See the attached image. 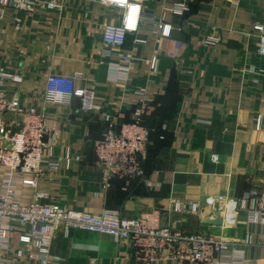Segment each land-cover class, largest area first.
I'll return each instance as SVG.
<instances>
[{
  "label": "crops",
  "instance_id": "0c3cea01",
  "mask_svg": "<svg viewBox=\"0 0 264 264\" xmlns=\"http://www.w3.org/2000/svg\"><path fill=\"white\" fill-rule=\"evenodd\" d=\"M179 1L187 4L183 15L167 11ZM139 3L136 31L111 46L102 41L103 25L119 23L120 6L60 0L55 11L16 13L10 0H0V67L16 76L3 89L25 107L43 109L58 129L52 157L59 170L51 181L38 180L36 190L45 201L87 213L138 217L156 210L163 224L226 238L243 264H264V222L238 210L228 225L212 206L218 195L239 196L264 184V56L253 29L264 25V0ZM159 23L170 25L168 36ZM205 35L218 41L206 45ZM49 73L78 75L75 87L94 93L93 109L82 111L78 97L44 104ZM137 110L149 132L143 174L103 187L93 146L104 119L129 121ZM7 125L17 127L10 117ZM15 191L22 204L32 201V187L18 184ZM191 202L199 208L191 210ZM50 255L52 264H174L171 258L137 261L127 240L61 227Z\"/></svg>",
  "mask_w": 264,
  "mask_h": 264
},
{
  "label": "built area",
  "instance_id": "2783aa9c",
  "mask_svg": "<svg viewBox=\"0 0 264 264\" xmlns=\"http://www.w3.org/2000/svg\"><path fill=\"white\" fill-rule=\"evenodd\" d=\"M123 8L119 23L103 25L102 41L106 45L121 46L130 32H135L140 17L139 0H101ZM17 13L35 10L55 11L60 0H10ZM167 11L183 15L187 11L184 1L175 2ZM15 25L20 21L14 18ZM162 36H168L170 25L159 23ZM259 33L257 52L264 56V25L256 23ZM203 43L214 45L218 39L205 35ZM75 76L49 73L46 75L41 100L44 104H68L72 97L80 99V109H93L94 93L75 87ZM16 80V76L0 67V264H52L50 245L59 228L79 229L127 240L131 255L141 262L171 258L174 264H243L241 253L228 239L198 231L173 229L161 222L156 210L138 217H127L116 211L99 214L77 211L55 201H45L46 194L36 190L40 179L51 181L59 170V162L52 157L57 134L56 125H48L43 109L25 107L17 97H8L3 84ZM141 111H135L129 121L114 122L105 117L106 127L93 151L95 164L101 172V183L107 187L113 178H136L143 174L144 160L149 143V132L140 121ZM17 124L11 129L7 122ZM260 126L256 118L255 128ZM212 160H217L212 155ZM18 184L34 189L33 199L22 204L15 189ZM191 210L198 202L187 203ZM186 204V206H187ZM182 208H185L182 203ZM221 220L238 210H244L251 222H264V184L239 196L218 195L212 201Z\"/></svg>",
  "mask_w": 264,
  "mask_h": 264
},
{
  "label": "water",
  "instance_id": "95a60500",
  "mask_svg": "<svg viewBox=\"0 0 264 264\" xmlns=\"http://www.w3.org/2000/svg\"><path fill=\"white\" fill-rule=\"evenodd\" d=\"M235 214H229L225 219V223L228 225H232L234 223Z\"/></svg>",
  "mask_w": 264,
  "mask_h": 264
},
{
  "label": "trees",
  "instance_id": "16d2710c",
  "mask_svg": "<svg viewBox=\"0 0 264 264\" xmlns=\"http://www.w3.org/2000/svg\"><path fill=\"white\" fill-rule=\"evenodd\" d=\"M126 37H127V35H126ZM126 37H125V40H126ZM125 42V41H124Z\"/></svg>",
  "mask_w": 264,
  "mask_h": 264
}]
</instances>
